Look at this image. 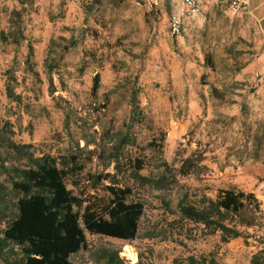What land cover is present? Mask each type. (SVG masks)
<instances>
[{"label":"rangeland","instance_id":"rangeland-1","mask_svg":"<svg viewBox=\"0 0 264 264\" xmlns=\"http://www.w3.org/2000/svg\"><path fill=\"white\" fill-rule=\"evenodd\" d=\"M179 2L0 0V233L16 169L50 156L84 207L110 187L144 205L136 239L86 232L72 264H264V229L222 243L178 207L237 187L264 215V42L230 0H200L172 36ZM17 250L0 246V264Z\"/></svg>","mask_w":264,"mask_h":264},{"label":"trees","instance_id":"trees-1","mask_svg":"<svg viewBox=\"0 0 264 264\" xmlns=\"http://www.w3.org/2000/svg\"><path fill=\"white\" fill-rule=\"evenodd\" d=\"M206 64L214 68L209 55ZM99 81L97 75L94 92ZM142 168L143 164L139 166ZM16 172L12 189L21 196L13 217L0 233V246L11 251L17 248L21 255L18 264H72V255L87 246L86 232L124 241L136 239L144 205L129 199L130 188L110 187L109 200L98 211L89 205L84 207L83 201L67 188L66 172L53 157L43 156ZM178 207L184 219L219 232L222 243L248 239L249 229H264L261 202L253 192L237 187L219 189L215 198L204 194L192 199L186 194ZM259 239L264 244V235ZM188 260L189 264H199L194 258Z\"/></svg>","mask_w":264,"mask_h":264},{"label":"built area","instance_id":"built-area-1","mask_svg":"<svg viewBox=\"0 0 264 264\" xmlns=\"http://www.w3.org/2000/svg\"><path fill=\"white\" fill-rule=\"evenodd\" d=\"M161 2L162 0H136L138 5L149 8H153ZM247 4V0H230L229 10L233 14H238L246 10ZM178 8V11L171 13L169 17V31L172 36L180 35L186 18L198 15L200 3L197 0H181Z\"/></svg>","mask_w":264,"mask_h":264},{"label":"crops","instance_id":"crops-1","mask_svg":"<svg viewBox=\"0 0 264 264\" xmlns=\"http://www.w3.org/2000/svg\"><path fill=\"white\" fill-rule=\"evenodd\" d=\"M200 3V0H197ZM247 8L244 11L254 22H256L264 42V0H247ZM180 2L178 5H180Z\"/></svg>","mask_w":264,"mask_h":264},{"label":"bare ground","instance_id":"bare-ground-1","mask_svg":"<svg viewBox=\"0 0 264 264\" xmlns=\"http://www.w3.org/2000/svg\"><path fill=\"white\" fill-rule=\"evenodd\" d=\"M128 253H129V256H130L133 260H135V254L133 253V251H128Z\"/></svg>","mask_w":264,"mask_h":264}]
</instances>
